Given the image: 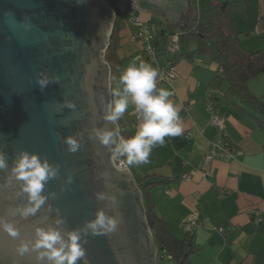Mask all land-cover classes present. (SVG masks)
Returning a JSON list of instances; mask_svg holds the SVG:
<instances>
[{"label":"water","instance_id":"obj_1","mask_svg":"<svg viewBox=\"0 0 264 264\" xmlns=\"http://www.w3.org/2000/svg\"><path fill=\"white\" fill-rule=\"evenodd\" d=\"M134 1L142 10L165 13L174 26L194 18L190 0ZM115 22L107 0H0V151L7 154L9 166L19 151L28 150L59 164L61 171L45 189L56 197L49 196L35 216L7 218L17 222L21 238L27 239L41 218L54 219L59 209L71 230L94 218L103 206L94 194L105 192L117 200L109 204L108 214L121 222L107 236L88 237V264H157V247L133 174L116 166L110 148L89 138L94 127L117 128L102 119L112 96L105 53ZM42 74L58 76L59 82L41 91L36 80ZM70 136L81 144L75 153L65 143ZM69 174L73 181L66 184ZM7 175L0 170V216L27 203L17 198L18 185H9ZM18 244L19 239L0 232V264H35V254L21 256Z\"/></svg>","mask_w":264,"mask_h":264},{"label":"crops","instance_id":"obj_2","mask_svg":"<svg viewBox=\"0 0 264 264\" xmlns=\"http://www.w3.org/2000/svg\"><path fill=\"white\" fill-rule=\"evenodd\" d=\"M218 1L229 3L243 47L249 51L263 49L264 0ZM190 2L193 20L211 19L207 1ZM135 14L151 24L155 35L167 28L179 31L188 24L182 19L174 26L165 13L142 10L136 4ZM135 32L127 16L121 15L110 53L112 63L121 71L134 60L151 65L144 43L133 38ZM183 46L191 49L192 37L186 38ZM176 61L177 79L171 85L157 87L175 90L169 99L179 110L183 132L165 137L163 145L153 148L149 162L135 166V175L129 167L130 172L138 179L149 174L164 180L153 185L148 196L173 234L185 237L188 216L198 213L197 227L192 232L194 264H264V128L257 119L264 120V115L240 92L216 82L219 65L209 56H180ZM119 76L114 79V89L119 86ZM249 89L256 97L264 98V73L249 81ZM210 97L214 112L224 119V130L211 123L207 111ZM187 105L191 109L185 112ZM137 114L135 106L130 105L121 118L130 137L140 121ZM219 140L227 144L233 156L219 153L212 161L203 160Z\"/></svg>","mask_w":264,"mask_h":264},{"label":"clouds","instance_id":"obj_3","mask_svg":"<svg viewBox=\"0 0 264 264\" xmlns=\"http://www.w3.org/2000/svg\"><path fill=\"white\" fill-rule=\"evenodd\" d=\"M159 73L150 64L135 60L121 71L119 86L114 89V99L107 105L102 119L113 125L116 129L94 127L89 133V138L99 145L110 148L114 155L122 158L126 166H140L149 162V157L156 145H163L165 137L179 136L183 132L180 123L179 110L169 97L172 93L157 87L156 80ZM59 77L39 75L36 83L43 91L51 83H58ZM135 106V111L141 119L134 135L124 138L120 135L118 122L129 109ZM66 107L75 109V104L66 102ZM68 151H79L81 144L75 137L65 140ZM0 170H7V183L18 185L16 196L27 203L8 209L7 216H0V232L12 238L19 239L16 251L21 255L35 254V264H88L86 259L85 244L89 236H107L115 232L120 224V219L108 214L109 204H116L115 196L105 192L95 193L97 200L103 206L97 208L94 218L86 220L82 226L73 229L66 227V218L55 209L56 217L45 216L34 227V235L30 238H21L17 222L8 219V216H19L28 219L35 216L47 203L48 197H56L55 192L46 193L45 189L50 181L61 175L60 165L42 158L39 153L28 150L19 151L9 166L7 154L0 151ZM73 176L68 175L65 183L70 184ZM62 191L64 188L61 189ZM48 211H53L48 204ZM51 221V222H49ZM41 224L46 227L39 226Z\"/></svg>","mask_w":264,"mask_h":264},{"label":"trees","instance_id":"obj_4","mask_svg":"<svg viewBox=\"0 0 264 264\" xmlns=\"http://www.w3.org/2000/svg\"><path fill=\"white\" fill-rule=\"evenodd\" d=\"M107 1L116 10L118 0ZM203 1L209 3L211 19L207 22H198L197 19H194L179 30L182 32L181 51L176 55L175 60H178L180 56H193L195 54L209 56L219 65V72L215 78L216 82H223L229 90L235 89L240 92L245 101L254 104L261 115H264V98L256 97L249 89V81L264 73V48L258 51H249L243 47L240 41V31L230 15L231 7L228 2ZM120 18L121 14L116 10V22L111 43L105 53V58L111 67V81L121 74V69L110 59L112 40ZM174 32H176L175 29L167 28L156 36L154 43L160 55L165 54L169 35ZM189 37H192L194 46L191 49H185L184 41ZM257 119L264 128V120L259 117ZM118 125L121 136L129 138L130 133H128L122 119ZM135 180L145 196L147 226L153 234L158 256L168 258L171 264H194L191 261V254L195 250L192 233L188 232L185 237L173 234L167 221L156 211L155 202L148 196L150 188L157 183L164 182V180L149 174L139 179L136 177Z\"/></svg>","mask_w":264,"mask_h":264},{"label":"built area","instance_id":"obj_5","mask_svg":"<svg viewBox=\"0 0 264 264\" xmlns=\"http://www.w3.org/2000/svg\"><path fill=\"white\" fill-rule=\"evenodd\" d=\"M115 13L116 10L121 14L127 16L130 23L135 27L136 32L133 36L134 39L140 40L145 45V52L149 62L152 67L157 69L159 75L156 80L157 85H171L178 77L175 60L176 55L181 51V31H176L169 35L168 43L166 46V52L163 55H160L157 51L155 45L156 36L152 31L151 24L142 21L135 14V4L134 0H118L116 5V10L113 7ZM170 92L172 95L175 94V90L171 89ZM213 100L210 97L207 103V111L211 113V123L219 126L222 130H224V119L220 117L218 114L214 112L213 108ZM191 109L190 105L185 107V112H188ZM137 119H141L140 114H137ZM221 154L223 157L233 156L232 150L227 146L223 140H219L212 151L205 155L202 159L205 161H212L217 154ZM238 154H241V151H237ZM115 164L121 170L130 171L129 166H126L122 163V158H118L115 156ZM184 177L186 179H190L189 175L185 174ZM198 213H191L186 222H185V230L189 233H192L194 229L197 227L198 223ZM220 230H223L222 228Z\"/></svg>","mask_w":264,"mask_h":264},{"label":"rangeland","instance_id":"obj_6","mask_svg":"<svg viewBox=\"0 0 264 264\" xmlns=\"http://www.w3.org/2000/svg\"><path fill=\"white\" fill-rule=\"evenodd\" d=\"M105 60H106V58H105ZM112 85H113V87H112ZM112 90L114 91V80L111 83V90L110 91L112 92ZM110 99H111L110 101H112V96L111 95H110ZM130 167L133 169V174L135 175L136 174V169L134 168V166H130ZM157 264H171V262L168 260V258H166V257L162 258V257L157 255Z\"/></svg>","mask_w":264,"mask_h":264},{"label":"bare ground","instance_id":"obj_7","mask_svg":"<svg viewBox=\"0 0 264 264\" xmlns=\"http://www.w3.org/2000/svg\"><path fill=\"white\" fill-rule=\"evenodd\" d=\"M128 171V170H127Z\"/></svg>","mask_w":264,"mask_h":264}]
</instances>
